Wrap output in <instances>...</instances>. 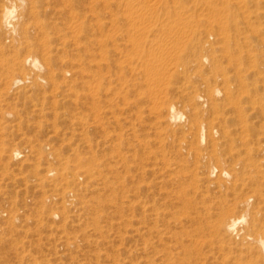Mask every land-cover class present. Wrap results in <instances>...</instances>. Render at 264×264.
I'll return each mask as SVG.
<instances>
[{
    "label": "bare ground",
    "instance_id": "6f19581e",
    "mask_svg": "<svg viewBox=\"0 0 264 264\" xmlns=\"http://www.w3.org/2000/svg\"><path fill=\"white\" fill-rule=\"evenodd\" d=\"M120 26L141 30V42L162 50L157 54L160 50L150 52L149 47V66L155 60L160 66L174 60L178 68L192 71L178 75L187 83L177 91L183 106L171 102L161 108L166 115L161 123L166 124L163 128L167 135L147 140L142 152L147 198L142 211H151L149 219L154 221L157 238L150 245L152 249H146L149 252L146 251L145 264H196L193 256L197 250L204 259L215 257L217 264H264V0H0V89L18 85L29 90L47 86L58 89L59 75L53 68L56 56L50 45L54 40H50L46 28L58 33L65 27L72 34L71 46L78 58H57L74 68V74L81 79L79 83L63 84L69 93L67 98L79 104L83 94L80 88L85 84L90 108L94 109L99 90L112 88L108 77L92 69L102 67L96 59L100 53L96 54L97 49L104 51L108 40L119 39L106 31ZM82 28L85 36L80 43ZM210 37L213 42L208 40ZM55 40L56 50L68 46L64 34ZM172 47H176L173 54ZM101 53L100 59L105 61L106 55ZM110 64L103 66L108 70ZM165 72L156 71L154 75L165 83V94L175 96L174 89L164 81ZM60 75L65 78V73ZM193 82L203 88L200 94ZM27 93L23 91L18 96H28ZM159 108L156 107L157 118ZM183 117L186 130L170 126ZM96 118L97 115L89 122L77 117L78 122L72 121V125H80V134L87 142L91 140L89 132L96 131L99 125ZM179 132L183 135L176 136ZM87 148L82 153L73 149L71 158L63 160L54 152L43 154L44 145L38 154L30 151L36 157L30 186L41 194V216L59 218L64 226L69 222L70 206L92 216L95 205H102L97 189L110 188V183L120 176L115 164L124 163L129 169L127 156H101L100 161L92 144ZM10 154L19 158L21 152L13 149ZM88 186L95 196L83 194ZM211 188L216 191L210 193ZM97 212L92 220L100 216ZM170 241L173 255L165 252L169 246H164ZM214 249L217 257L213 256ZM192 251H196L194 255Z\"/></svg>",
    "mask_w": 264,
    "mask_h": 264
},
{
    "label": "rangeland",
    "instance_id": "374dc122",
    "mask_svg": "<svg viewBox=\"0 0 264 264\" xmlns=\"http://www.w3.org/2000/svg\"><path fill=\"white\" fill-rule=\"evenodd\" d=\"M129 29L127 26L107 29L106 32L113 33V37L119 39L108 40L109 46L105 49L106 51L97 49L96 54L102 51L106 55V59L105 61L101 60L102 55L99 53L96 59L98 62L100 61L102 67L96 66L92 69L102 73L101 76L108 77L112 82L109 88L113 89L106 91L102 87L103 90H99L96 86L97 92L100 91L98 93L100 98L98 102H95L97 105L94 109L90 108L89 94H86L85 84H82L79 93H83L81 98L84 96L86 98L84 97V100L80 98L79 104L76 105L70 97L67 98L69 93L64 85L79 83L81 79L79 75L74 74V68L62 64L57 58L58 56L78 58L71 46L72 34L65 27H61L58 33L57 30L46 28L50 40H54V43L50 45L54 50L52 54L56 56L53 68L59 75L58 89L47 86L43 90H29L22 85L13 89H0V210L2 211V216H0V264H145L147 252L152 249L150 245L156 243L157 238L154 234V221L149 219L151 211H148L149 213L142 211V205L147 199L144 190V177L146 176L141 170L145 161L142 152L145 150L147 140L167 135L166 129L163 128L166 124L161 123L166 115L161 112V108H166L171 102L177 106H183L184 102L177 91H181L187 83L183 82L178 75L192 71L178 68L174 60L165 64L166 67L160 66L159 63L157 65V60L152 63L153 65L149 63L151 64L149 66L146 61L149 47L152 49L150 52H153L154 49L160 50L154 51L157 54L162 50L157 45H153V48L152 45L141 42L142 39L138 38L141 30ZM81 30L80 43L84 42L85 28ZM62 34L65 35L68 46L56 50L55 38ZM132 39L135 45L132 44ZM208 40L213 42L211 37ZM179 45L182 47L181 49L184 48L182 44ZM171 50V54L175 53L176 47H172ZM179 51L178 53L181 54V50ZM105 63H111L108 70L103 66ZM93 64L96 65V61ZM160 70L166 71L167 76L164 81L170 89H174L175 96L166 95L165 88L162 90L165 83L163 80L159 81L154 75L156 71ZM61 72L65 73L64 79L60 75ZM85 75L86 73L83 76ZM41 84L45 85L42 82ZM193 84L198 87V91L200 88L199 92L196 90V93L200 94L203 88L199 86L198 82H193ZM23 91H27L28 96H18ZM65 95L66 98H64ZM163 97L165 100H162ZM88 99L89 101H87ZM161 102L166 105L161 106ZM80 103L82 104L80 105ZM83 104L85 105L82 106ZM156 107H160L159 118L156 117ZM202 108L204 109L205 106ZM96 115L98 117L96 119L100 121L95 119V122H99V125L96 131L89 132L88 136L91 140L87 142L85 137L80 134L83 133L80 125H72V121L78 122L80 117L90 122ZM160 116L162 117L160 118ZM77 117L78 119H76ZM184 123L185 118L183 117L177 124L171 123L170 126L178 130H186L187 127ZM177 134L176 136H179L180 132ZM182 135L181 133L180 136ZM89 143L92 144V151L98 153L97 157L100 161L102 160L101 156L119 155L118 153H120V155L127 156L125 163L130 165L127 169L124 163L117 162L115 167L120 175L119 177L117 175L118 179L115 178L110 183V188L102 190L100 187L97 189L99 191H96L98 192L96 196L102 199L100 202L102 205L99 204V207L98 204L95 205L92 212L94 214L98 211L96 214L100 216L92 220L94 215L89 214L87 215L88 219L84 215L86 213L82 212V214L81 210H76L77 206L75 208L70 206L72 211L70 210L71 212L67 215V220L70 223L68 222L66 226L59 221V218L51 219V221L45 215L41 216L39 214L43 211V206L39 203L41 194L36 188L30 186L29 180L32 165L36 159L33 154L41 152L40 146L44 145L46 149L42 151L43 154L54 152L62 160L67 157L69 159L73 149L82 153L88 150ZM166 148H169L173 155L170 147ZM13 149L21 152L19 158L11 157L10 153ZM32 150L35 152L30 153ZM131 158L134 160H130ZM173 159L177 160L175 157ZM88 187L83 191V194L86 195L89 192L86 196L92 194L95 196V193L90 191V186ZM44 189L48 192L47 187ZM215 191V188L210 189V193ZM148 192L151 191L148 190ZM12 216L17 217L16 221ZM37 222L38 224H36ZM145 226L147 227L145 228ZM148 229L151 230L150 234ZM146 233L148 234L146 235ZM147 238L150 242L148 244ZM144 239L146 240L144 241ZM171 242H168L164 247L169 246L165 248V252L171 251L170 254L173 255L175 251L173 242ZM69 243H73V246H70ZM147 248L149 251L146 250ZM192 252L194 255L196 251ZM214 255L218 256V251L216 252L215 249ZM149 256L154 257L151 253ZM196 256H198L197 259ZM201 256L197 250L193 256L195 257L193 262L213 264L215 260L216 264L218 263L215 257H212L214 260L212 258L207 260Z\"/></svg>",
    "mask_w": 264,
    "mask_h": 264
}]
</instances>
